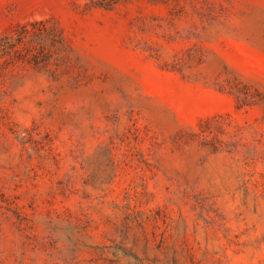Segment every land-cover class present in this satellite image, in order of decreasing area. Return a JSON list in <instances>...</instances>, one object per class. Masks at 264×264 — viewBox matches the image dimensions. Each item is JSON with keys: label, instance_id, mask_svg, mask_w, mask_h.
I'll return each instance as SVG.
<instances>
[{"label": "rangeland", "instance_id": "374dc122", "mask_svg": "<svg viewBox=\"0 0 264 264\" xmlns=\"http://www.w3.org/2000/svg\"><path fill=\"white\" fill-rule=\"evenodd\" d=\"M0 264H264V0H0Z\"/></svg>", "mask_w": 264, "mask_h": 264}]
</instances>
